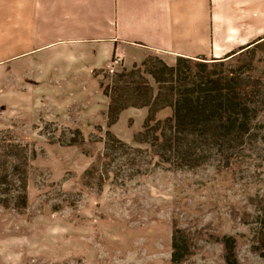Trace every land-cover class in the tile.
<instances>
[{
  "label": "rangeland",
  "instance_id": "rangeland-1",
  "mask_svg": "<svg viewBox=\"0 0 264 264\" xmlns=\"http://www.w3.org/2000/svg\"><path fill=\"white\" fill-rule=\"evenodd\" d=\"M177 61L145 55L115 74L104 68L89 75L94 80H76L82 91L91 87L88 107L80 91L57 88L51 95L45 89L72 82V75L51 80L48 75V81L22 75L31 77L29 83L0 72V135L9 134L33 156L26 208L0 205V264H175L176 230L190 247L179 264H227L226 236L235 238L238 264H264V241L249 229L264 205V40L224 59ZM162 65L176 68L173 77ZM202 69L240 75L254 120L251 136L236 149L239 160L211 152L200 165L164 164L137 139L149 113L147 101L159 91L164 97L170 84L174 93L191 87L192 75ZM98 93L107 98V110L111 97L115 108L132 106L107 125ZM183 98L195 104L201 94L173 96ZM75 104L81 107L72 111ZM157 110L156 120L173 113L169 106ZM106 130L127 146L105 149Z\"/></svg>",
  "mask_w": 264,
  "mask_h": 264
},
{
  "label": "crops",
  "instance_id": "crops-1",
  "mask_svg": "<svg viewBox=\"0 0 264 264\" xmlns=\"http://www.w3.org/2000/svg\"><path fill=\"white\" fill-rule=\"evenodd\" d=\"M263 40L264 0H0V72L29 83L22 75H72L45 89L80 91L84 107L91 87L76 80H94L114 56L118 72L145 55L224 59ZM97 97L105 119L108 100Z\"/></svg>",
  "mask_w": 264,
  "mask_h": 264
},
{
  "label": "trees",
  "instance_id": "trees-1",
  "mask_svg": "<svg viewBox=\"0 0 264 264\" xmlns=\"http://www.w3.org/2000/svg\"><path fill=\"white\" fill-rule=\"evenodd\" d=\"M183 59L190 60L178 58L177 62L180 63ZM162 66L173 77L176 68ZM116 75L117 78L120 77L118 73ZM121 75L123 76V73ZM155 75L157 83H163L161 78ZM192 76L196 81L191 87L186 86V89L174 93V86L170 84L165 89L164 97L159 91L157 96L153 100H148L146 104L149 113L137 139L147 144L154 156L164 164L177 167L200 165L209 160L207 153L210 155L211 152L219 154L226 152V157L237 156L239 152L236 149L244 146L245 140L248 139L246 137L251 136L254 120L249 117L248 108L245 105L247 104L245 85L242 84L240 75L230 77V75L202 69ZM103 92L109 97L107 87H103ZM196 92L201 94V100L198 103L193 104L186 98L173 100L175 94L185 96ZM127 106L132 105H122L116 109L111 97L107 110V125L114 123L118 113ZM168 106L173 110L172 115L164 120H156L155 111ZM105 133L108 137L105 149H111L112 144L114 147L127 146L126 143L110 135L108 130ZM233 141H236V144L231 146L230 143ZM128 146L131 145L128 144ZM0 149V205L5 208L12 206L17 210H23L28 203L27 166L33 156L29 157L19 143H12L9 134L4 137L3 134L0 135ZM136 150L140 149L136 148ZM20 154L22 155L18 157ZM237 160H239L238 156ZM255 215L258 217L250 224L249 229L253 235H260L259 241H264V205L258 208ZM179 233V230L173 233L171 242V261L175 264H179L190 253L187 240L177 237ZM223 242L227 264H238L235 238L226 236Z\"/></svg>",
  "mask_w": 264,
  "mask_h": 264
},
{
  "label": "built area",
  "instance_id": "built-area-1",
  "mask_svg": "<svg viewBox=\"0 0 264 264\" xmlns=\"http://www.w3.org/2000/svg\"><path fill=\"white\" fill-rule=\"evenodd\" d=\"M121 57L114 56L105 66L108 74H115L117 72V67L121 64Z\"/></svg>",
  "mask_w": 264,
  "mask_h": 264
}]
</instances>
